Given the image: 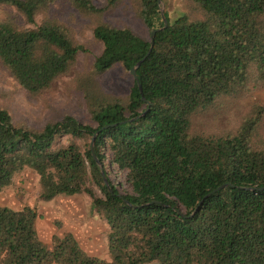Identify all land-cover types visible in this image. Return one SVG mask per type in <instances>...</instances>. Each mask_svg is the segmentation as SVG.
<instances>
[{
    "label": "trees",
    "instance_id": "16d2710c",
    "mask_svg": "<svg viewBox=\"0 0 264 264\" xmlns=\"http://www.w3.org/2000/svg\"><path fill=\"white\" fill-rule=\"evenodd\" d=\"M161 1L167 25L135 70L140 93L128 71L162 26L157 0H0L22 21L0 20V70L29 100L61 83L88 120L55 111L35 127L0 104V189L28 169L37 200L86 194L107 223L110 253L89 254L70 231L46 243L33 206L0 204V264H264V188H246L264 186V105L241 103L264 91V0H183V11ZM124 4L145 35L106 18ZM74 24L90 29L96 53L78 41ZM116 66L130 79L122 94L99 79ZM226 102L223 125L193 128L196 115ZM113 123L92 146L109 190L89 140ZM224 182L233 185L203 197Z\"/></svg>",
    "mask_w": 264,
    "mask_h": 264
},
{
    "label": "rangeland",
    "instance_id": "374dc122",
    "mask_svg": "<svg viewBox=\"0 0 264 264\" xmlns=\"http://www.w3.org/2000/svg\"><path fill=\"white\" fill-rule=\"evenodd\" d=\"M102 2L103 0H95L97 5ZM170 4L182 11L186 9L183 0H170ZM13 16H16L22 23L11 7L0 6V20ZM106 18L115 25L126 24L137 33L146 34V30L127 9L126 4L114 9ZM35 20L38 22L39 16ZM74 27L77 29L76 38L78 41L84 43L92 54L96 53L99 46L92 42L90 29L85 27L81 30L78 24H74ZM77 59V69H80L83 63V54L79 53ZM99 79L106 90L115 94L124 93L130 81L128 75L123 74L117 66L103 73ZM251 101H257L264 105V91L245 97L241 103L247 104ZM0 104L10 112L14 121H23L35 127L42 126L55 114V111H69L78 121L88 123L84 106L77 101L72 93L66 91L61 83L53 95L45 99L29 100L26 98L24 90L1 70ZM223 106V108L217 107L204 114L196 115L193 119V128L207 132L223 125L224 120L231 114L232 105L226 102ZM260 132H264V119L260 126ZM37 189V175L24 169L15 173L8 185L1 187L0 204L12 208H19L24 204L33 206L39 215L36 216V224L40 237L42 240L45 239L44 242H50L51 229H54V232L71 231L86 252L105 260L110 259V253L106 246L107 223L91 209L90 200L86 194H73V207L71 208L69 204L72 200L64 197H53L48 202L37 200ZM41 204L48 205L44 207Z\"/></svg>",
    "mask_w": 264,
    "mask_h": 264
},
{
    "label": "water",
    "instance_id": "95a60500",
    "mask_svg": "<svg viewBox=\"0 0 264 264\" xmlns=\"http://www.w3.org/2000/svg\"><path fill=\"white\" fill-rule=\"evenodd\" d=\"M157 5H158V9H159V13H160V17H161V21H162V26L161 27H158V28H155V29H152L150 32H149V45H148V48H147V51L145 52V54L138 60L136 61V63L129 69V74L130 76L133 78V80L135 81V83L137 84V87H138V90L139 92L141 93V89H140V85L138 83V80H137V77H136V73H135V70L136 68L139 66V64L145 59V57L149 54L150 50H151V47L153 45V37H154V34L155 32L159 31L160 29H163L166 27L167 25V21L164 17V14H163V3L161 0H157ZM142 101H144V98L141 96L140 98ZM146 105L149 106V102H146ZM142 113H140V115H142ZM138 115V116H140ZM136 118V117H134ZM134 118H131V119H125V120H122V121H119L118 123H123V122H126V121H129V120H132ZM117 123H113V124H106V125H103L102 127H100L99 129H97L96 131H94L90 137V140H89V151H90V154L94 160V162L96 163L97 167H98V171H99V174L101 175L102 177V180L104 182V184L107 186V188L110 190V186H109V183L107 181V178L105 177L104 175V172H103V169L101 167V164L100 162L97 160V158L95 157L94 153H93V150H92V146H93V141H94V138L96 137V135L98 134L99 131H101L102 129L104 128H107V127H110V126H114L116 125ZM225 185H233L229 182H224V183H221L217 186H215L214 188H212L211 190H209L208 192H206L203 197H205L206 195H208L209 193L215 191L216 189L220 188V187H223ZM246 188H250V189H259V188H264V186H255V187H250V186H246ZM202 197V198H203ZM202 198L197 202V204L194 206V208L191 210V212H189L188 215H191L198 207V205L200 204ZM127 203L128 201L126 199H124ZM157 202L156 200H151L150 202ZM177 211L182 214V212L177 209Z\"/></svg>",
    "mask_w": 264,
    "mask_h": 264
},
{
    "label": "crops",
    "instance_id": "0c3cea01",
    "mask_svg": "<svg viewBox=\"0 0 264 264\" xmlns=\"http://www.w3.org/2000/svg\"><path fill=\"white\" fill-rule=\"evenodd\" d=\"M55 197H64V198H68V199H71L72 201H71V204H69V206L72 208L73 206V194H71V195H63V196H61V195H57V196H55ZM50 201V200H49ZM45 202H48V200L47 201H45ZM50 204V203H49ZM48 204H41V206H44V207H46ZM39 214V213H38ZM37 217L39 216V215H36ZM36 220H37V218H35V229H36V232H37V235L40 237V235H39V231H38V228H37V224H36ZM67 231V230H66ZM51 233L49 234V238H50V236L54 233V234H62L64 231H60V232H54V229H51V231H50ZM71 232V231H70ZM72 233V232H71ZM73 234V233H72ZM41 238V237H40ZM42 239V238H41ZM43 240H45V239H43ZM51 264H57V263H51Z\"/></svg>",
    "mask_w": 264,
    "mask_h": 264
}]
</instances>
